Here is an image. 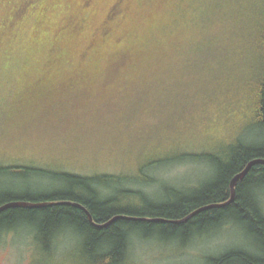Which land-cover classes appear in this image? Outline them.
Listing matches in <instances>:
<instances>
[{"label": "rangeland", "instance_id": "374dc122", "mask_svg": "<svg viewBox=\"0 0 264 264\" xmlns=\"http://www.w3.org/2000/svg\"><path fill=\"white\" fill-rule=\"evenodd\" d=\"M18 1L0 0V166L119 175L156 200L164 184L190 192L211 179L203 159L163 160L225 144L228 133L209 130L221 116L200 114L209 115L211 68L238 64L235 84L220 87L241 90L254 59L234 42L264 16V0H37L40 13L18 10ZM231 42L232 62L223 50ZM44 179L30 180L49 189ZM259 200L264 211V188ZM249 244L230 223L187 241L132 236L124 264H208ZM0 264L88 261L77 236L45 251L22 227L0 232Z\"/></svg>", "mask_w": 264, "mask_h": 264}, {"label": "trees", "instance_id": "16d2710c", "mask_svg": "<svg viewBox=\"0 0 264 264\" xmlns=\"http://www.w3.org/2000/svg\"><path fill=\"white\" fill-rule=\"evenodd\" d=\"M17 5L21 11L31 8L33 12H41L37 0H19ZM2 25L3 28L7 26L6 20ZM234 46L240 48L239 54L243 57L254 59L252 70L241 79L240 91H225L220 84L225 79L231 81L239 77L234 76L238 64L225 65V72L221 63L219 69L211 68L213 86L209 88V115L200 111L206 120L221 116V121L209 123V130L221 128L218 133H228L219 141L225 144L218 147L217 152L174 155L163 160H178L184 156L203 159L213 169L210 180L190 192L164 184L163 196L156 200L142 190L125 187V177L119 175H82L25 164L0 166V206L12 201L50 203L40 208L3 210L0 212V232L22 227L30 229L45 251H49L63 234H72L77 236L88 264H124L132 236L187 241L194 235H203L230 223L245 233L253 250L232 249L210 257L208 264H264V211L259 200V192L264 188V165L261 164L254 165L237 182L232 203L202 211L184 223L119 219L109 226L97 228L81 209L68 204H80L92 215L94 223L105 224L116 215L182 220L200 207L228 201L232 177L249 161L264 159V16H260L254 28L244 34L241 42H234ZM229 47L223 49L227 54L226 61H236L237 52H234L232 42ZM203 134L207 136L209 132ZM217 136L209 137H214L211 140L216 143ZM34 177H44L49 189H35L30 180Z\"/></svg>", "mask_w": 264, "mask_h": 264}, {"label": "water", "instance_id": "95a60500", "mask_svg": "<svg viewBox=\"0 0 264 264\" xmlns=\"http://www.w3.org/2000/svg\"><path fill=\"white\" fill-rule=\"evenodd\" d=\"M257 164H261L264 165V159H253L251 161H249L246 166L244 167V169L242 171H240L239 173L235 174L232 179L230 180V198L228 201L224 202V203H220V204H211V205H207V206H203L200 207L198 209H196L195 211H193L192 213H190L188 216H186L185 218H183L182 220H165L162 218H143V217H130V216H125V215H116L113 218H111L107 223L105 224H96L93 221V217L92 215L89 213V211L81 206L80 204L77 203H68L69 205H73L79 209H81L88 217V221L95 227L97 228H104L106 226H109L111 223H113L116 220L119 219H125V220H140V221H152V222H168V223H184L185 221H187L188 219H190L191 217H193L194 215L208 210V209H213V208H221L224 206L229 205L230 203H232L234 201L235 198V186L237 184L238 181H241L246 174L249 172V170ZM50 205V203H31V202H22V201H12V202H8L5 203L3 205L0 206V212H2L3 210L9 209V208H15V207H21V208H40V207H45Z\"/></svg>", "mask_w": 264, "mask_h": 264}]
</instances>
